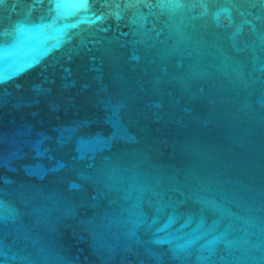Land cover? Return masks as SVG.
<instances>
[{
  "label": "water",
  "instance_id": "obj_1",
  "mask_svg": "<svg viewBox=\"0 0 264 264\" xmlns=\"http://www.w3.org/2000/svg\"><path fill=\"white\" fill-rule=\"evenodd\" d=\"M0 264H264V0H0Z\"/></svg>",
  "mask_w": 264,
  "mask_h": 264
}]
</instances>
